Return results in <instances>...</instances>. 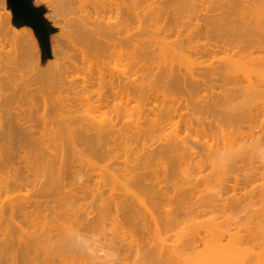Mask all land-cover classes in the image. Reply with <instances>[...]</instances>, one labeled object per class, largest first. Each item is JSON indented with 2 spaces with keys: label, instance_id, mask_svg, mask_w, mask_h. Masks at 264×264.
<instances>
[{
  "label": "rangeland",
  "instance_id": "374dc122",
  "mask_svg": "<svg viewBox=\"0 0 264 264\" xmlns=\"http://www.w3.org/2000/svg\"><path fill=\"white\" fill-rule=\"evenodd\" d=\"M106 1L114 2L116 0ZM132 1H136V3L139 2L142 4L146 2V4L148 5L155 2L156 5V3L158 4L164 1L167 2L169 0ZM194 1L192 0V5L187 2L190 5L189 7L186 6L188 9H184L183 4L185 3H183L181 6V8L183 7V10L177 8V10L179 9L177 13L178 17L174 18V20L171 21V18L167 19L172 15L171 11L170 16L166 18V16L168 15H163L166 19L162 18L161 21L158 20L159 17H156V19L152 17L153 13L155 14L156 12L154 10H156L157 7L152 10L151 8H153L154 5H150L151 8L149 9V7H147L148 5L142 6L140 4L139 8L142 6L143 10L144 8H148V11H154L151 17L146 15V13L148 14V12H144L147 17L145 16L142 18H137L136 14L135 18L133 17L134 19L132 18V20H130L131 18H129V16L125 13L119 15V17L113 16V18L110 19L108 28L106 29L108 31V35L104 37L98 36L96 38V34L93 35L86 30L82 31L80 34H73L71 31L72 26L77 18L80 19L82 25L88 27L91 23L90 20L93 19L92 15L96 17V14L92 10V7L89 5H85V7L73 6L64 9L58 5V0H0V42L4 43V49L0 51V129L4 128L6 130H13V125L15 123H20L23 126L30 127V131L35 138L42 139L51 136L53 139V137L55 138V134L59 133V131L63 128L64 123L70 125V127L72 128L78 129L89 127L90 125L88 124L93 121L96 122V119L99 120L101 118H105L111 119L113 121L116 130L114 134L115 140L111 141V143L108 145L112 150L115 145V149L113 150V152H110L111 154L108 153L109 155H106L108 157L104 156L105 154H94L95 152L91 151L90 149L81 147L82 143H80L79 141L77 142L78 144L80 143V146L77 144V142L75 145L79 147L77 148L76 146V148L80 150V155L78 154L79 152L76 155H73L74 157L79 155L77 160L76 158H74V162L72 161L73 158L70 156L71 153H68L70 154L68 155L66 154L67 150H64V156L67 158L66 155H68V158L71 157L70 159H72L71 161L73 162L71 168L72 170L68 168V165V167L66 166V168H68L71 172L61 166L62 169L64 168V170L67 171V173L69 172L65 176L66 179L64 176L61 178L65 179H63L64 183H66L67 179L69 181H67L68 186H66L67 184H64V186L66 187L64 188L71 191V194L69 195H56L55 188H49L46 190H44V188L43 190L42 188H33V186L38 187V184H40L41 187V184H43L41 183V180L48 177L49 172H47L46 177H43L40 181L38 177H36L37 181H35L38 184H31L32 187L30 185V187L26 186L28 184L25 183L24 186L27 188H24L23 190H18L16 186L15 190H7V188H9L8 184L11 181V178L9 179L8 184H6L7 188L5 187L6 185L0 186V208L4 211L2 214L4 217V219L2 220L3 222L5 220L6 223L5 213L7 212V206L17 202V200L19 199L25 207L24 210H29L30 212H33L35 214H38L40 210L45 209L77 211L78 216L81 218V222L76 223L75 227L77 229H80V233L84 232L86 236H89L88 238L96 237L104 239V236L112 238L113 236L111 233H114V224L118 223V225L120 224L119 228L122 227L124 232L120 228V233H118V237L115 238V241L117 239L119 240L120 245H113L117 246V248L116 252H113V254L116 253V259L112 254L113 258L115 259V262L114 260H112V264L113 262L114 264H142L140 261L142 260L141 258L143 254L153 255L154 249L156 248L157 244L161 240H167L170 237L172 238L174 234L176 235L177 228L173 227L168 231H164L165 229L163 228V231H161L162 233L159 235V233H156L154 231L155 220L150 217V213L147 212L140 204L139 206H136L135 204L134 205L135 207H142L143 209L139 208V210L137 208L138 210H135L132 213V216L128 215L129 210L118 208L119 204L118 207L113 204V206H115L116 208L113 207L111 205L112 202L110 201L111 199H115L116 201L120 200V187L115 188L114 186L115 189H113L111 192L109 191L110 187L106 185L108 184V182L105 184L104 178H101L104 175V169L106 168V170L108 169V171H112V167H115V169H118V172L119 170L122 171L119 172L120 174L124 173L125 175H127L126 177H130L132 174L138 173H146L149 175V172H153V169L163 171V169H161V166L163 168V163H157L164 161L160 159V156L158 154V149H160L158 147V144L161 145V143L163 142V137L174 139L177 135L179 139H184V143L192 146L197 154L198 150L200 151L199 148L202 149L201 146L202 144H204V140H207L208 144L214 145H216L220 141L218 140L220 138L218 137V134H215L214 137V134L212 135L210 133L212 135L210 137L209 132L207 131V133L205 128H203L206 127L207 130L211 128L212 131V127H215L219 123V125L223 124L222 126L225 129V133L228 134V137L230 139H234L237 137L239 138L241 137L240 134H250L251 132H257L259 134L258 137H264V26H261V28L263 27L262 30L258 29L260 28L259 24H264V0H250V3L248 1L247 4H242L250 5L248 8H250L253 13H251L252 11H250V13L248 14H252L251 17L253 16V18L252 20L248 19V21L251 20L253 23L251 22V25L249 26L250 23L246 21L247 18L245 19V15V17L243 16L244 20L241 19L240 21V23L242 22V20L248 23H246L247 25H245L244 23V25L247 26V30L249 28L254 29V23L258 21L256 18H254V16H261H259L258 18L260 22L258 21L256 23L258 25L256 26V29L260 31L257 32L254 31L256 30L254 29V32L247 36L248 41H252L254 43L256 41L255 44L251 43L254 46H252L248 42V45L252 46L251 49H253V47H256L255 45H257L258 42L262 47H259L260 45H257L259 50H256V47L255 49H253L254 51L256 50L255 52H252L253 55H251V53H248L249 56H242L244 54H247L246 50L249 46L246 45V50H243V52H240L238 50V54L236 53V55H240L237 57H240L239 60L242 62H240L236 56L234 58L233 56H231L234 59L232 61L238 60L237 62L241 64L243 62L245 63L247 61H251L250 65L247 66L249 68L251 66L250 69L252 70L248 69V67L247 70H250V72L248 71V78H250V81L253 84V87L251 86L252 88L248 86L247 81L249 79H244L243 75L245 71L243 70L245 68H243V70L237 68L239 69L236 70L237 72H232V74L230 73L227 76L216 74L217 72L215 74L212 73L214 77L211 76L212 78L210 77L209 79L207 75L204 76V78L205 80H208L206 82L201 81L202 78H199L201 75H197V71H199L200 69L202 71L203 66L206 70V68L209 67L211 63H214L217 59L218 62L221 61L220 63L225 64L226 62L231 60V58L229 57L231 54L229 55L226 50V53H221L222 49H219L220 46H217L218 48L214 46L215 44H219L218 39L221 38L220 35H217L214 31V33H212V30H210L211 32L208 30V32L206 29L207 27L205 28L206 22V26H209L208 24L212 25V22L209 23V21L213 20L214 14L216 15V9L218 8L220 0H205V5L203 4V0ZM241 1L242 0H239V2ZM242 2L244 3L246 1L243 0ZM170 3L172 5L174 3V0L173 3L169 1L168 4ZM187 3L185 5H187ZM193 3L195 4V6L193 5ZM242 5H239V7ZM161 6H163L164 8V5ZM161 6L158 7L160 8ZM167 6L168 5H166L165 8ZM176 6L178 7L179 5ZM192 6L194 7L192 8ZM169 7H171L170 10H172L173 12L177 11L176 9H174L175 7H173V5H169ZM169 7H167L168 12ZM137 8L132 11L135 12L136 10L141 9ZM160 9L162 10V8ZM238 9L239 8H237L236 11L240 12L241 7L239 10ZM162 12L163 11H161V13ZM204 12L208 13H205V16L209 18L208 20L206 17H204ZM244 12L246 14V10L242 13L236 14L240 15ZM161 13H159L160 18L163 17ZM194 14H196L195 18H193ZM236 14L234 13V15ZM210 16H213V18L210 19ZM247 17L250 16L247 15ZM235 18L236 17L234 16V19ZM241 26H243V22L242 25H240L238 28H240ZM245 26L243 28L244 30H246ZM202 30L205 32V34ZM249 31L251 30H248V33ZM241 37H239V40ZM242 39L240 42H242ZM170 41L175 42L176 45L180 46L178 48H182L180 49L181 54H185V56L186 54L190 55L184 59H181L178 56L181 59H179L180 61H178V58L176 59L177 61H171L167 59V61L169 60L171 61V63L163 62V65H158L160 66V68L156 67V61L160 58H157L156 61H154V59L152 60L151 58L147 59V61L145 62L147 63L146 67H148V65H151V67L154 66L155 68L153 67V69L150 67L149 71L146 70L148 72L142 71L137 73L136 75H133L132 77H139V80L142 81L145 86H147L148 92L146 91L145 93H148V95H150L149 98H151L148 105L150 104V102L151 104L157 103V105L154 107L150 104L151 108L152 106L154 107L152 109H149L150 106L148 107L150 113H138L137 106H142V101H139L138 99H131L127 102L126 99H121V96L117 94L118 90H120L119 88H117V86L121 82V79L124 78V75L133 73V70H131L133 69L131 57L127 58V56L124 54H145V52L147 54H151L153 52L152 54H154L155 49L157 52L159 46L162 45L164 47L165 43H168ZM215 41L217 43H215ZM212 43H214V45ZM244 43L246 44V41H244ZM244 43L241 44L243 46L242 49H244ZM130 44L139 45L135 48V52H130V50H133L130 49ZM209 45H212V47H210L209 49L210 51H208ZM241 45L239 47H241ZM214 47L216 49H219L218 54L216 53L215 55V52H213L211 55V51L213 50L211 48ZM235 49L237 50V47ZM177 51L176 53H178ZM232 51L236 52L234 49L231 50V52ZM160 52L162 53L163 51ZM173 52L174 51H170L169 53ZM206 52L209 53H207L206 56H202V54H206ZM164 53L166 55L168 54L169 56V53H167L166 51H164L162 55H164ZM14 54L18 55L20 59V65L18 64L19 60L17 61V64L19 65L18 67H13L8 60ZM157 54L158 57H161V54H159V50ZM212 56H216L215 58L217 59L213 60L214 58ZM164 57L165 56L161 57L163 61ZM225 57L228 58L225 59ZM15 58L18 59L17 56ZM205 60L207 61L204 62ZM212 60L214 62H211ZM148 61L149 63H152L148 64ZM186 62H188L187 64L190 63L191 65H186ZM203 62L206 63V66ZM207 62L211 63L207 64ZM218 62H215L217 63L216 65L220 64ZM153 63H155V65H152ZM201 63L204 65L202 66ZM215 63L211 64V66L215 65ZM244 63L243 66L245 67L247 63ZM238 64H236L237 67ZM198 67L201 68L199 69ZM74 70H76V72L72 73ZM191 70L195 72L197 76H199L197 77L201 81L199 85L194 86L191 84V82V85H189V82H185V80L187 79L186 77V79H182L184 80L185 84L181 83V79L179 82L177 81V78L179 77L178 73L180 74L179 71H182L183 73L181 74H184L186 76L188 72L190 75ZM185 72L187 73L185 74ZM102 75L103 78L101 80L103 81V83L101 84L99 82V77H101ZM73 76H77L78 79L76 81V84L74 86H71L69 85L68 78H72ZM182 76L183 75H181V77ZM59 86L63 87L62 90L58 89ZM155 94H157V96L159 95L160 97H156ZM199 94L203 97V99L207 100L205 103H207L208 100L210 101L211 97L217 102L219 100H221V102H224L225 99L229 101V99H227L229 97L230 101L233 99L231 101L233 105H237V108L234 107L235 109H238V105H241V103H246V106L243 109L244 113H239V115H235L234 113L235 116L230 115V113L234 109L232 111H229V109L231 110L233 105L230 108L227 107L228 105H226V103L228 102L226 100V103L219 104L217 107H209L211 103H207L209 105L204 104L207 107L201 105V102L198 105L196 104L197 102H195V98L197 97L196 99L198 100V97H200ZM148 95L146 94L147 99H149L147 97ZM154 96L156 97V103H153ZM202 97H200L199 99H202ZM231 102L228 104H232ZM213 104L215 105V103ZM96 106H99V109L96 108ZM124 107H126V109ZM155 108L157 110H154V112L151 111ZM164 112L165 114L170 112L169 118L171 119L172 117L171 121L169 119L167 122L165 121L168 118L167 115H165L167 117L166 119H161V115L162 113L164 115ZM224 112L225 114H223ZM228 112L230 113L228 114ZM226 113L232 117L229 118L228 116H226ZM241 114L244 115L242 116ZM223 115L226 116L229 121L225 119L223 120V122H221ZM236 116H240V119H234ZM232 118L234 121H232ZM156 119L162 120L160 123H156L157 126H155V129L157 131H159V129L157 128H159L160 126H162L160 128H163L165 125H167V127L165 126L166 128L162 130L163 135L161 131L160 133L157 132L156 138L155 136L151 137V139L153 137L157 139L161 138L160 136L162 135L163 137L161 138V143L160 141L159 143H157L158 139L155 143V139H152L151 141L149 138L151 142L154 141V144H149L150 141H147L148 139H146L147 143H149L146 145L147 148L144 149L141 148L142 143L140 141L139 143H137L138 141L135 143L132 142L129 148L121 145L123 144L121 143V141L124 139L125 132L133 133L135 132L133 131L135 130V128L137 129L140 127L143 129L144 127L149 128L150 126H152V124H154L153 121L155 122ZM230 120L232 122H235V120H237L238 122L236 121V123L232 124ZM169 121L172 123H169ZM163 122L167 124L164 125ZM158 124L161 125H159L158 127ZM217 127L219 126L217 125L215 129L219 131L220 128ZM201 128H203L202 132H200ZM204 131L206 132L204 135L208 134L207 137L202 136V133H204ZM43 133L46 134L42 136ZM88 133L90 134L91 132L88 131ZM215 133H217L216 130ZM158 134L161 135L159 136ZM201 136L203 137V139ZM201 142L202 144L200 146ZM1 145L3 144L0 141V147ZM8 146L10 147V145ZM8 146H6V149H4L5 147L1 148L0 158L7 164H10V167L12 169H19L20 172L22 171L24 172V175H26V172L29 171L27 169L29 168L31 170L32 167H29L31 165V163L29 164V161L31 159H26L28 161L26 162V160H21L19 156H13V154L15 153H8ZM63 147L64 149L67 148V142L65 146L63 145ZM157 147L158 149H156ZM2 149H4V151ZM45 151L46 150H44V152ZM60 151L62 152V149ZM102 151L104 152V148L102 149ZM56 152L60 153L57 154L58 156L62 157L59 150ZM45 153H47V151ZM199 154L202 155V153L200 152ZM199 154H197L196 157H201ZM16 155L18 154L16 153ZM141 157H144V159L146 160L145 163H143V165H145L142 166V168L133 170V168H136L132 167L135 164V161H138ZM199 157H197V160H199ZM201 158L200 160H202ZM261 158L262 157L258 158L257 155L256 157H249V155L243 154L242 156H239L237 160L229 162V164H227V166H224V168H220L221 170L214 169L212 166L208 165L204 159L203 163H200L202 161L199 160L200 162H198L197 164L198 168H195L193 165L184 164L185 159H187L186 157H183L182 159H166L165 164L167 165L169 173L168 175H164L161 173V171L158 174V180L160 181L158 187L161 188L159 196H157L156 198H152L151 194V196H148V192V194H145L141 192H144V190H139V188L135 189L137 188L135 186L133 187L135 192L137 191L140 194V197H138L139 195L137 197H143V202L147 204V208L150 207V210H159L158 213L161 212V215L159 214V216L157 217L156 211V219L160 220V218L167 212H171L173 214L175 213V216H177V219L181 222H178L179 228H181L180 225H182V222L184 225L183 229L184 227L186 228V225L188 223H192L189 219H191L192 221H194L195 219V221L197 220L203 222L204 220L207 221L211 217L213 218V215L215 217L218 215V221H222L224 219L223 214H226L227 216H231L230 214H232V216L235 215V217H239L238 219H240V217L244 218L245 216L249 215V213L247 214L246 209V207L248 208L250 206L249 204H254L257 206V208H259V210H264V206L262 205V193L264 192V158H262V160ZM57 160L58 159H56V161ZM60 160L61 159H59L58 162ZM71 161L69 160L68 164L69 162L71 164ZM58 162H55L57 163L55 165H58ZM27 163L29 164V166ZM172 163H176L174 168L175 173H173L171 181L169 180V182H166L164 179H166V176L170 175V169L173 171V168L171 167ZM59 164H61V162ZM159 165L160 169L158 168ZM176 170H179L182 173V176ZM61 172L64 173H60L62 175L66 174L63 170ZM1 177L2 176L0 175V178ZM49 178L50 177H48L47 179ZM32 179L34 178L32 177ZM85 179L87 182L86 187ZM147 179V182H149L150 184H152V182H157L156 180L151 178L150 175ZM50 181L51 180H49V182ZM24 182L26 181H23V184ZM47 182L45 181V183ZM82 183H84V185H82ZM206 184H208L209 186L208 190L204 189V187H206ZM52 185L54 184L52 183ZM50 186L51 184L49 185V187ZM59 186L61 187V185ZM200 188H203L201 189L203 190V194H212L214 192H217L219 194L220 199L215 202L216 206H199L200 204L197 201V196L194 195H199ZM57 193L60 194L61 192ZM42 194H45L44 196L46 197H44ZM117 194H119L120 196H116ZM40 195L44 199H42ZM67 196L71 197L69 201L63 200V198ZM131 196L132 193L130 195L126 194L125 199L128 198L127 200L131 201V203L133 201L135 203L136 200H134V198H136L137 200L138 198L133 197L134 195L132 197ZM43 200L44 202H42ZM137 203L138 202H136V204ZM114 208L118 209L114 210ZM101 210L106 211V214L104 212V216L102 215ZM226 215L225 217H227ZM2 218L0 217V223ZM24 221L25 218L22 215L15 216V223H23ZM185 223L187 224L185 225ZM194 224H196V222H194ZM29 225L30 224H28L27 227H29ZM188 228L192 227L188 226L187 232L189 230ZM181 229H178V233L179 230L180 232L184 231H181ZM86 230L88 232H86ZM201 232L200 235L196 238L197 245H201L203 239L205 238L204 232ZM56 233L57 232L55 230H52L50 235L54 236ZM6 234L7 233L5 232L3 227H1L0 240L6 239ZM191 236L192 235H190V237ZM118 240L116 242H118ZM223 242H226L225 238L223 239ZM112 251L113 250H111V252ZM137 252L139 254H137ZM110 261L111 260H109L108 262ZM99 262H101V260Z\"/></svg>",
  "mask_w": 264,
  "mask_h": 264
},
{
  "label": "bare ground",
  "instance_id": "6f19581e",
  "mask_svg": "<svg viewBox=\"0 0 264 264\" xmlns=\"http://www.w3.org/2000/svg\"><path fill=\"white\" fill-rule=\"evenodd\" d=\"M58 1H59L58 5L64 9L70 8L73 6H77V7H85V5L91 6L92 10L96 14V17H94L92 15L93 19L90 20V22H91L90 25L88 27L82 25L80 19L77 18L75 23L72 26L71 31L73 34H80L82 31L86 30L87 32H90L93 35L96 34V38L98 36L104 37V36L108 35V31L106 29L108 28L109 23H110V19L113 18V16L119 17V15H122L125 13L129 16V18H131L130 20H132L133 17L135 18L136 14H137L136 15L137 18H142V17H145L146 15L151 17L152 13L154 11H156L155 14L153 13L152 17H154L155 19H156V17L157 18L159 17L158 20L162 21V18H165L164 16L168 15V16H166V18H167L172 13V15H174V16L171 15L169 18H167V19L171 18L170 19V21H171V20H174V18L178 17L177 13H178L179 9L183 10V7H184V9H188L186 6L189 7L190 5H192V0H174V3H173V0L172 1L169 0L170 2L173 3L172 5H173V7H175L174 9L177 10V8H179L177 11L173 12L172 10H170L171 7H169V5L170 6H172V5H171V3L168 4L169 1H167V2L164 1L165 3L162 2L163 4L161 2L158 3L161 5H164V8L166 5H168L167 6V7H169V12H168L167 7L164 9L163 6L158 5L157 3H156V5H157L156 6L155 2L152 4L150 3L148 5V4H146V2L144 4H142L139 2L136 3V1L133 2L132 0H116L114 2H110V1H106V0H58ZM204 1L205 0H203V2ZM244 1H246V2L241 3V2H239V0H220V3L218 4V8L216 9L217 10L216 15L214 14V18H213V16L212 17L210 16V19L213 18V20L209 21V23L212 22L211 23L212 25L208 24L209 26H206L207 22L205 23V28L207 27L206 28L207 31L212 30V33L215 32L217 35H220V37H221V38H219V36H218V38H219L218 43L219 44H215V45H214V43H212V44L215 47L220 46L219 49L221 48L222 51H224V52H222L220 50L221 53L227 52L229 55L231 54L229 56L231 58V60L228 59L229 61L226 62L225 64H223V63H220L221 61L218 62V59L215 58L216 56H214V57L212 56L214 58L213 60L217 59L216 61L220 64L216 65L217 64V63H215L216 61L214 62L212 60L211 62H214L215 65L211 66V64H214V63L210 62L211 63L210 64L209 62H207V64H210V66L207 68L205 67L206 68V70H205L203 65L205 64V66H206V63H204V62H206L207 60H205L203 62L204 64L201 63L203 66L202 71L200 69L202 67L201 66V67H198L200 70L197 71L196 73H197V75H199V76L201 75L203 77L197 76L196 73L193 72L192 70L190 72V75H189V72L188 73L185 72V74L187 73L186 76L184 74H181V73H183L182 71H179L180 74L183 76L181 77V75L178 73V76H179V77L177 76L178 82L181 79V81H182L181 83L185 84V82L186 83L189 82V85L192 84L194 86L195 85L197 86L200 84L201 81L206 82L208 80V79L205 80L204 76L208 75L207 77L210 79L211 76L214 77L213 74H215L216 72H217L216 74H221L223 76L224 75L227 76L230 73L232 74V72H237L236 70H239V69L243 70V68H245L243 70V71H245V73L243 75L244 79L249 77L248 71L250 72V70H252V69H250L251 66L249 68L247 65H250L251 61L250 62L247 61L249 64L247 62H245V63L243 62L244 64L247 63L244 67L243 63L241 64V63L237 62L240 59V57H237V56H240V55H236V53L238 52V50L240 52L241 51L243 52V50H246L245 47L249 46L248 42H249V44H251V43L255 44L256 43V41H255V43L252 41H248V36H249V34H251L254 31L259 32L260 30H258V29L262 30L263 27L261 28V26H264V24L263 25L259 24L260 28L256 29V26H258L256 23L258 21L260 22V20L258 19L260 15L258 17L254 16V18H256L258 20V21H256V23H254V25H255L254 29H256V30L249 28V26L251 25V22H252L251 20H252L253 16L251 17L252 14H248V13H250V11H252V10L250 8H248L250 5H242V4H247L248 1L250 3V0H244ZM187 2L190 3V5ZM205 2L203 3L204 5H205ZM138 3H139V5H138ZM183 3H185V4L187 3V5H185ZM140 4L142 6L148 5L147 7H149V9L151 8L150 5H154V7L151 8L152 10H154V8H156V7L157 8L153 12L151 10L148 11L149 10L148 8L147 9L144 8V10H146V11H144L142 6L140 7L141 9L139 8ZM182 4H183V7L181 8ZM176 5H179V6L177 7ZM193 5L195 6L194 3H193ZM239 5H242V6H240L241 10L246 8L245 9L246 14L250 17H247L245 12L243 14H240L242 16L236 14V13H242L243 11H245V10H242V11L240 10V12H237L236 9L237 8L240 9ZM158 6H161L160 8H162V10ZM194 6H192V8ZM135 8L140 9V10H136L138 12L135 11L136 12L135 13V12H133ZM205 9H206V7H205ZM160 10L163 11L162 12L163 14L161 13ZM170 11H171V13H170ZM144 12L145 13L148 12V14L146 13V15H145ZM150 12H151V14H150ZM175 12H176V14H175ZM131 13L134 15H132ZM159 13H161V15L162 16L164 15V16L160 18ZM205 13L206 12H204V17H206L208 20L209 18L207 16H205L208 13H206V14ZM234 13L236 15H234ZM251 13H253V11ZM234 16L236 17L235 19H234ZM243 16L245 17V19L247 18L246 21L248 23H250L248 26V28H249L248 30H251V31H249V33L247 30V26H245L248 23L243 21L244 20ZM195 17H196V14H194L193 18H195ZM239 17H240V19H239ZM17 18H19V17H17ZM241 19H243L242 20L243 26H241L242 28L241 27L238 28L240 25H242V22L240 23ZM248 19H251V20L248 21ZM105 20H107V21H105ZM235 21H237V22L239 21V22L237 23ZM254 21H255V19H254ZM239 23H240V25H239ZM244 23H245V25H244ZM236 25L237 26L239 25V26L237 27ZM244 26L246 27L245 28L246 30L243 29ZM241 30H243V31H241ZM207 31H206V33H207ZM204 34H205V32H204ZM231 36H233V37H231ZM239 37H241L240 40H239ZM242 38H244L245 40ZM241 39H242V42H240ZM244 41H246V44L244 43ZM215 43H217V42L215 41ZM242 43L245 44L244 49H242V47H243L241 45ZM240 45H241V47H239ZM251 45L249 47H247V50H246L247 54H244L242 56H245V55L247 56L248 53H251V55H253L252 52H255L257 49L259 50L257 45L258 46L260 45L259 47H262L261 44H259V42H258L257 45H255L257 48L253 47V49L256 48V50L254 51L253 49H251L252 46H254V45H252V46ZM138 46H139L138 44H134V45L130 44L129 45L130 49H133V50H130V52H135V48ZM161 46H159L158 50H159V54H161L160 55L161 57L165 56L164 61L161 59V57L157 56L158 50L156 52V49L154 50L156 55H155V53L152 54L153 50L151 51L152 52L151 54H147L146 52H145V54H124L127 56V58L131 57V63L133 64V69H131V70H133V73H129L127 75H124V78L121 79V82L117 86V88L120 89V90H118L117 94H119L121 96V99H126L127 102L131 99H138L139 101H142L143 105L137 106L138 113H143V114L144 113L146 114L147 112L150 113L149 112L150 110H148V107L150 106L149 109L154 108L157 105L155 98L160 97L159 95L157 96V94H155L156 97L154 96L153 103H156V104H151V102H150V104L154 106V107L152 106V108H151V105L150 104L148 105L149 100L151 99V98H149L150 95H148V93H145L147 91V86H145V84L139 80V77H134V78L132 77L133 75H136L139 72H142V71L148 72L149 71L151 65H148V67H146L147 63H145V62L147 61V59L151 58L152 60L154 59V61H156L157 58H160V59H157V61H156V67L160 68V66H158V65L159 64L163 65V62L164 63H171V61H174V60L177 61L176 60L177 58H178V61H180L181 59H184L190 55V54H188V55L186 54V56H185V54H181L180 49H182V48H178L180 46L176 45L175 42H171V41L168 43L166 42L164 47L163 46L161 47ZM210 47H212V45L211 46L209 45L208 51H210L209 50ZM236 47H237V50L235 49ZM214 48H211V49H213L211 51V55L213 52H215V55H216V53L218 54L219 49L215 48L217 51L216 52ZM3 49H4V43L0 42V51H2ZM165 49H167V50H165ZM169 49H172V50H169ZM233 49L236 52L232 51L233 52L232 53L231 50H233ZM205 50H206V48H205ZM225 50H226V52H225ZM227 50H229V51H227ZM160 51H163V52L166 51L167 53H169L170 51L171 52L174 51V52L169 53V56H170V58H169L168 54L166 55L164 53V55H162L163 52L161 53ZM176 51L178 53H176ZM207 53H209V52H206V54H202V56H204V55L206 56ZM180 54L182 55V57ZM14 55H16V54H14ZM14 55L12 57H10L8 60H9V63L13 67H18L20 65V59H19L18 55H16L18 57V59L15 58L16 56H14ZM171 55H172V57H171ZM231 56H233V58L236 56L238 58V60L232 61L234 59ZM227 58L225 57V59H227ZM237 58H235V59H237ZM167 59H169L171 61H169V60L167 61ZM17 61L19 62L18 63L19 65L17 64ZM158 62H160V63H158ZM240 62H242V61H240ZM150 63H152V62H150ZM150 63L148 61V64H150ZM187 63L188 62H186L185 64L188 66L191 65L190 63L189 64H187ZM236 64H238V67ZM152 65H155V63H153ZM153 67L154 66H152L151 68H153ZM247 67L250 70H247ZM237 68H239V69H237ZM146 70H148V71H146ZM203 70H205V71H203ZM75 72H76V70H74L72 73H75ZM198 73H202V74H198ZM216 76H218V75H216ZM197 77L202 78V79L204 78V79L203 80L201 79V81H200V79ZM102 78H103V75L101 77H99V82L101 84L103 83V81L101 80ZM68 79H69L68 80L69 85L74 86L76 84V81L78 78H77V76H73L72 78H68ZM182 79H186L187 81L185 80V82H184V80H182ZM248 79H249L247 81L248 86H250V88H252L253 84L251 83L250 78H248ZM190 82H191V84H190ZM194 83H196V84H194ZM0 85H1V83H0ZM62 88H63L62 86L58 87L59 90L60 89L62 90ZM146 94L148 95L147 97L149 99L146 98ZM200 97H202V96L200 95ZM200 97H198V100L196 99L197 97L195 98V102H197L196 104H198V105L200 104V102H201V105H203V106L209 105L211 103L212 105L210 104L209 107H211V106L217 107L219 104L226 103L225 102L226 99L224 100V102H221V100H219L217 102L211 97L214 101L210 98V101L208 100V102H207L209 104H207V103H205L207 100L203 99V97H202V99L204 100L203 101L202 99H199ZM204 98H205V96H204ZM227 99H229V101H230L229 97ZM226 101L228 103L231 102V101L229 102L228 100H226ZM213 103H215V105ZM228 103H226V105H228L227 107H229V108L232 107L233 103L232 102H231L232 104H228ZM204 104H206V105H204ZM245 104L241 103V105H238L239 106L238 109L234 108V107L237 108L236 104L233 105L231 110L229 108L228 109H229V111H232L234 109L233 110L234 112L232 111L233 112V113L231 112L232 114L230 112H228V114L230 113V115L233 116L234 113H235V115H239V113H244L243 109L246 106ZM96 108L99 109V106H96ZM124 108L126 109V107H124ZM156 108H158V107H156ZM156 108L151 110V111L154 112V110H157ZM169 113L170 112L165 114V112H164V115H163V113L161 115L162 118L160 116L159 117L162 120H164L163 118L166 119L168 117L167 120H165V121L167 122L168 119L171 121L172 117H171V119L169 118ZM223 114H225V112ZM228 114L226 116L231 118L232 116H229ZM165 115H167V117ZM241 115L243 116L244 114H241ZM226 116L223 115L221 122H223V120L227 119ZM240 116L239 117L236 116L234 119L238 118L237 120H239ZM224 117H226V118H224ZM162 120L156 119L155 122L153 121L154 124H152V126H150L149 128L144 127V129H143L140 127L141 129L135 128V130H133L135 132H133V133L132 132H130V133L125 132L124 139L121 141V143H123V144H121V145L125 146L126 148H129L131 146L132 142L135 143L138 141L137 143H139V141H140L142 143V144L140 143L142 145L141 148L142 149L147 148L146 145L149 143V142L147 143V141H150V140L152 141V139L154 140L157 137V132L160 133L162 130H164L167 127V125H165L167 123H164L165 122L164 121L163 123L166 127L164 126L163 128H160L162 126L159 127V125H161V124H158L159 128H157V129H159V131H157L155 129L156 128L155 126H157L156 123L157 122L160 123ZM227 120L229 121V119H227ZM237 120H235V122H232V121H234L232 118V121L230 120V122H232V124H233V123H236ZM170 121H169V123H172ZM44 123H45V121H44ZM219 124H217L219 126L217 128H220L219 131L217 129H215V127L217 125L215 127L214 126L212 127V131L214 133L211 131V128L207 130L206 127H203V128H205L206 132L207 131L209 132V134L210 133L212 135L214 134L213 135L214 137H215V134H218V137H220V138L219 139L217 138V139L220 141L218 142L219 144L217 143L218 145L217 144L216 145L208 144L207 140H204L205 142L203 141L204 144H202V142L200 143V146L202 144L201 147L203 150L201 148H199L200 151L198 150L197 154H199V152L202 153V155L199 154L202 158L199 156H197V157H199V160L201 158L202 160H200V161H202V162L197 160L198 158L196 157V155H197L196 151L193 149L192 146L184 143V139H179L177 135L175 136L174 139L168 138V137L164 138L162 136L163 131L161 132L162 135L160 134L161 136L158 134L161 138L163 137L162 138L163 142L161 141V138H157L158 142L156 141L157 139H155L154 141H155V143L156 142L159 143V141H160V143L162 142L161 145L158 144V147L160 149H158V147L156 149H158V154L160 156V159L164 160L161 162H157L158 164L163 163V168L161 166V169H163V171L162 170L159 171L158 169H155V170L153 169L152 170L153 172H149L150 177L157 181L156 183L152 182V184H150L149 182H147V180H148L147 178L149 177V175L146 173H144V174L143 173L132 174L130 177H126L127 175H125L124 173L120 174L119 172L121 170H119V172H118V169H115V167H112V171L110 169H109L110 171H108V169L106 170V168L104 169L105 172H104L103 177H101V178L102 179L104 178L105 184L108 182V184H106V185L110 187V188L108 187L109 191L111 192L116 187H118V188L120 187L121 196L119 194L116 195V196H120L119 197L120 200L116 201L115 199H111L110 202H112V204L111 203H109V204H111L112 206L114 204L117 207L119 204L118 208L129 210L128 211L129 216H132V213L135 210H138L139 208L143 209L142 207H144V209L150 213V217L153 220H155V229L156 230L154 229V231L156 233H159V235L162 233L161 231H163L162 230L163 228L165 229L164 231H168L169 229H171L173 227L177 228L176 235L174 234L172 236V238L170 237L171 239L169 238L167 240H161L157 244L156 248L154 249L153 255H151V254H148V255L145 254L144 255L143 254V256L141 258L142 260L140 261V259H139V261L142 264L143 263L144 264H264V210H261V209L259 210V208H257L256 205L249 204L250 206L248 208L246 207L247 214L249 213V215L245 216L244 218L240 217V219H238L239 217L238 218L235 217V215L232 216V214H230V215L232 217H234L235 219L232 218L231 216H227L226 214H223L224 219L222 221H218V219H219L218 215L216 217L213 215V218L211 217L207 221L204 220L203 222H200L197 220L195 221V219H194V221H192L191 219H189L192 223H188L189 225L187 223H185V225L187 224L189 227L194 228L195 231L192 228H188L190 231L188 230V232H187L188 226L186 225V228L184 227V229H183V226H184L183 222H182V225H180V227L182 229L179 228V223H181V222L177 219V216H175L176 215L175 213L173 214L171 212H167L164 216H162L160 218V220L156 219V216H155L156 211H157V214H156L157 217L159 216V214L161 215V212L158 213L159 210H156V211L150 210L149 206H148L149 208H147V206H146L147 204H145L143 202V200H144L143 197L138 198V197H140V194L137 191L135 192L134 187H133V186H135V187H137L135 189L139 188V190H144V192L143 191H141V192L145 193V194L149 193L148 196L151 194L152 196L151 195L150 196L152 198H156L157 196H159L160 195L159 192L161 191V188L158 187L159 182H160L158 180V178H159L158 174L161 171H162L161 173L164 175H166V174L168 175V173H169V170L167 169V165L165 164L166 159H182L183 157H186L187 159H185L184 164L193 165L195 168H198V165H197L198 162L203 163L205 160L206 163L208 165L212 166L214 169L221 170L220 168H224V166H227V164H229V162L237 160L238 157L242 156L243 154L249 155V157L250 156L256 157V155H257L258 158L259 157L264 158V137H258L259 134L257 132H251L250 134H240L241 137H239V138L237 137L234 139H230L228 137V134L225 133V129L222 126L223 124L222 125H219ZM88 125H90V126L86 127V128L75 129V128L70 127V125H67L66 123H64L63 128L59 131L60 134L56 133L55 138L53 137V139L51 136H48L47 138L45 137L42 139L35 138L32 135V132L30 131V127L23 126L20 123H15L13 125V130H6V129L1 127L2 129H0V141L2 142L3 145H1L0 150L2 147L3 148L5 147L4 149H6V146L10 145V147L8 146L9 147L8 153H10V152H12V154L15 153V154H13V156H19L21 158V160H26V159L30 160L31 159L29 161V164L31 163V165L29 166V164L28 163L27 164L29 167H31V166L32 167H31V170L28 168L27 170H29L30 172L27 171L29 173L26 172V175H24V172H22V171L20 172V170L16 169V168L12 169L10 167V164H7L4 160H2L0 158V175L2 176L0 178V186H5L6 184H8L9 179L11 178L10 179L11 181L8 184L9 188H7V185L5 186L7 188V190L8 189H11V190L14 189L15 190L16 189L15 186L17 187L18 190H20V189L23 190L24 188H27L24 186L25 183L28 184L26 186L32 187V185H35L34 183H37L36 177H38V179L40 181L43 177H46V175H47L46 173L49 172L48 177H50V178L47 179L48 177H46L45 178L46 180L42 179L41 183H43V184H41V187H40V184L37 183L39 186L38 187L33 186V188H37V189L42 188V190H43V188H44V190L49 189V188H55L56 189L55 190L56 195L58 194V195H65L66 196V195L71 194V191L65 189L66 187L64 186V184H67L69 182L68 179H67L68 182L66 181V183H64L63 181L66 179L65 176L69 172H71V171H69V169L72 170L71 168H72L73 162L75 160L74 158H76V160H77L78 156L80 155V152H79L80 150L77 149L79 147L77 145H75L76 142L79 141L80 143H82V145H85V146L81 145V147H84L85 149H87V148L90 149L91 151L95 152L94 154H96V153H98L99 155L105 154L104 156L109 155L108 153L113 152V150L115 149L114 148L115 145L113 147V150L108 146L111 143V141L115 140L114 134L116 132L115 124L113 123V121L111 119H105V118H101L99 120L96 119V122L93 121ZM203 128H201L202 130L200 129V132L203 131ZM213 128H214V130H213ZM215 130L217 131V133H215ZM88 131L91 133L89 134ZM92 131H93V133H92ZM197 131H198V129H197ZM206 132L204 131V133H202V136L207 137L208 134L204 135ZM45 134L46 133H43L42 136H44ZM211 134H210V137L212 136ZM219 134H220V136H219ZM152 136H155V138L153 137L151 139ZM216 137H217V135H216ZM149 138H150V140H149ZM146 139H148V140L146 141ZM202 139H203V137H202ZM65 140L67 142V148L66 149H64V147H63V145L64 146L66 145ZM238 140H239V142H238ZM151 141L149 144H152L154 142V141L153 142H151ZM80 143L78 144V142H77V144L79 146H80ZM76 146H77V148H76ZM103 148H104V152L102 151ZM4 149H2V150L4 151ZM61 149H62V152L60 151ZM44 150H46L47 153H45L46 151L44 152ZM58 150H59V152H61L62 157L58 156V154H60V153L56 152ZM64 150L65 151L67 150L66 154L71 153V155L70 154H68V155H70L73 158V160L70 159L71 157L68 158L69 157L68 155H66L67 158L64 156V153H63ZM97 151H99V152H97ZM16 153L18 155H16ZM77 153L79 155L74 157L73 155H76ZM106 157H108V156H106ZM262 158H261V160H262ZM56 159H58V160L61 159L62 161L60 160L58 162V160L56 161ZM69 160L70 161L72 160L73 162L71 161V164H70V162L68 164ZM139 160L135 161V164L132 167H136V168H133V170H137L139 168H142V166L145 165V164L143 165V163H145V161H146L144 159V157H141ZM26 162H28V161L26 160ZM55 162H58L59 166L55 165V164H57ZM60 162H61V164H59ZM175 165H176V163L171 164L173 171L170 169V175L165 177L167 180L164 179L166 182H169V180L171 181V179H172L171 177L173 176V173H175V171H174ZM61 166L64 168H66V166H67L69 169L68 168H66V169L69 172L67 173V171H65L64 168L62 169ZM158 168L160 169V165ZM10 169H12V170H10ZM60 169H62L66 174L62 175L64 173L61 172L62 170H60ZM32 171H34V172H32ZM176 171L178 173H180V175L182 176V173L179 170H176ZM11 172H13V173H11ZM33 173L35 174V176ZM60 173H62V174H60ZM27 174L30 176L31 179L29 178V176ZM63 176L65 177V179L63 178L64 180L61 179ZM32 177L34 179H32ZM49 180H51V181L49 182ZM131 180H132V182H131ZM23 181H26V182H24V184H23ZM29 181H30V184H29ZM45 181L46 182L48 181V182L45 183ZM52 183L54 185H52ZM86 183L87 182L85 179V184ZM37 184H36V186H37ZM44 184H45V186H44ZM46 184H47V186H46ZM48 184L49 185L51 184V186L49 187ZM11 185H12V188H11ZM59 185H61V187ZM82 185H84V183H82ZM56 186L59 188H57ZM66 186H68V184ZM86 186H87V184L85 185V187ZM114 186H115V188H114ZM205 186L206 187H204V189L208 190V187H209L208 184H206ZM20 187H22V188H20ZM111 187H112V189H111ZM121 189H122V192H121ZM201 189H203V188H200L199 195L198 194L194 195V196H197V201L200 204L199 206H205V205L216 206L215 202L220 199L219 194L217 192H214L212 194L211 193L203 194V190H201ZM4 190H6V189H4ZM6 192H10V191H6ZM57 192H61V193L59 194ZM131 193H132V196L134 195L133 197H137L139 195L137 197L138 200L136 198H134V200H136V202H138L137 204H136V202L134 203V201L131 203V201L127 200L128 198L125 199L126 194L130 195ZM262 195H263L262 196V205L264 206V192L262 193ZM44 197H46V196H44ZM123 197H124V199H123ZM41 198H42V196H41ZM70 198H71L70 196H67V197L63 198V200L69 201ZM42 199H44V198H42ZM42 202H44V200ZM134 204L136 206H139V204H140L142 207H135ZM8 206L6 208L7 212L5 210V212H6L5 213L6 223H5V220H4V222L2 221L4 219V217L2 215L4 211L1 210V208H0V217L1 218L3 217L1 219L0 228L3 227V229L7 233L6 234L7 238L0 240V264H100V263L106 264L109 260H111L110 262H108L110 264H112V260H114V262H115L116 253L113 254V252L114 251L116 252L117 246H113V245H115V244L120 245L119 240L117 239L118 242H116L117 240L115 241V238L118 237V235H119L118 233H120V228L124 232L122 227L119 228L120 224L119 225H118V223L114 224V228H113L114 233H111L114 238L113 237L108 238L105 236H104V239L103 238L100 239V238H96V237L95 238H92V237L88 238L89 236H86V234H84V232L80 233V229H77L75 227L76 223L81 222V218L78 216L77 211H74V210H46L45 209V210H40V212L38 214H35L33 212H30L29 210H24L25 207L22 204L21 200H19V199L17 200V202L10 204ZM113 207H115V206H113ZM108 208H109V206H108ZM115 208H114V210L118 209V208L117 209H115ZM106 211H107V209H106ZM106 211L101 210V213L103 216L106 214ZM104 212H105V214H104ZM16 215H22L25 218L26 225H25V221L23 222L24 224L23 223H15L14 220H15ZM225 215L227 217H225ZM254 219H256V220H254ZM187 222H189V221H187ZM194 222H196L197 225L194 224ZM198 222H200V223H198ZM28 224H30L29 227H27ZM178 229H181V231L184 230L186 234L184 233V231H182L183 232V234H182V232H180V230H179V233H181V234H179ZM198 229H201V230H198ZM52 230H55L57 232L54 236L50 235ZM201 231L204 232L205 238L203 239L201 245H197L196 244V241H197L196 238H197V236L200 235ZM86 232H88V231L86 230ZM190 235H192V236L190 237ZM224 238L226 239L225 243L223 242ZM111 250H113V251L111 252ZM112 254L115 256V259L113 258ZM137 254H139V253L137 252ZM100 260H101V262H99ZM114 262H113V264H114Z\"/></svg>",
  "mask_w": 264,
  "mask_h": 264
}]
</instances>
